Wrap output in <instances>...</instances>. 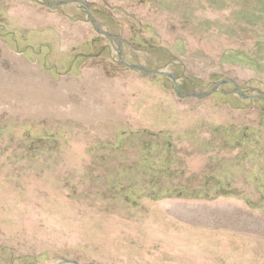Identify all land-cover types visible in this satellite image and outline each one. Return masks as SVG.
I'll return each instance as SVG.
<instances>
[{"label":"rangeland","instance_id":"rangeland-1","mask_svg":"<svg viewBox=\"0 0 264 264\" xmlns=\"http://www.w3.org/2000/svg\"><path fill=\"white\" fill-rule=\"evenodd\" d=\"M85 1L185 94L264 95V0ZM88 36L98 75L0 49V264H264V100L185 98Z\"/></svg>","mask_w":264,"mask_h":264},{"label":"crops","instance_id":"crops-1","mask_svg":"<svg viewBox=\"0 0 264 264\" xmlns=\"http://www.w3.org/2000/svg\"><path fill=\"white\" fill-rule=\"evenodd\" d=\"M61 7L77 11L72 3ZM89 24L86 20H72L38 0H0V39L5 42L0 49L17 50L33 65L49 64L72 75H98L104 71V64L87 68L79 62L81 58L101 57L109 49L98 38L88 36V30H95Z\"/></svg>","mask_w":264,"mask_h":264},{"label":"water","instance_id":"water-1","mask_svg":"<svg viewBox=\"0 0 264 264\" xmlns=\"http://www.w3.org/2000/svg\"><path fill=\"white\" fill-rule=\"evenodd\" d=\"M45 1L46 5L48 8L53 9L56 8L58 6L64 5L66 3L69 2H74L80 6H83L85 9V15H86V21L89 22L90 24H92L95 28V30H97V32L104 36L105 38L108 39H114L118 42V47L116 50V54L120 60V63L129 69H133V70H140L142 71L144 74L146 75H161V76H167L170 77L175 88L177 89L178 93L181 94L183 93L185 98H202L211 94H214L218 91V89L220 88V86L224 85V84H232L236 87L237 93L238 95L243 98V99H262L264 100V95L261 94H252V95H243L242 94V90L240 88V86L233 80H228V79H221L214 88H212L211 90L208 91H202L199 93H190V94H185L181 89H179L178 85H177V79L174 76V74L172 72H167V71H160V70H155V71H150L147 70L143 65L140 64H129L127 63L121 56L120 54V49L122 47V38L120 35L117 34H110L105 32L99 25L98 23L93 19L92 17V12H91V7L90 5L85 1V0H57L55 2H51L50 0H43ZM58 264H77L76 262H71V261H62Z\"/></svg>","mask_w":264,"mask_h":264}]
</instances>
